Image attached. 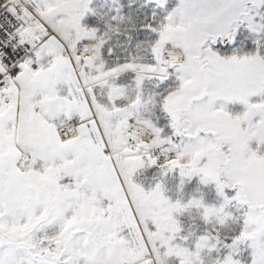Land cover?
I'll return each mask as SVG.
<instances>
[{
    "label": "snow or ice",
    "instance_id": "snow-or-ice-1",
    "mask_svg": "<svg viewBox=\"0 0 264 264\" xmlns=\"http://www.w3.org/2000/svg\"><path fill=\"white\" fill-rule=\"evenodd\" d=\"M0 264H264V0H0Z\"/></svg>",
    "mask_w": 264,
    "mask_h": 264
},
{
    "label": "rangeland",
    "instance_id": "rangeland-1",
    "mask_svg": "<svg viewBox=\"0 0 264 264\" xmlns=\"http://www.w3.org/2000/svg\"><path fill=\"white\" fill-rule=\"evenodd\" d=\"M167 181H168V186L170 188H174L177 184H179L180 180H181V177L177 172H174V173H170L169 174V177L166 178ZM197 184H198V181L196 179H193L191 182H189L187 185H186V190H185V199H188V198H191L192 195L195 194V189L197 187ZM145 188L147 190L148 186L145 185ZM204 191L205 190H208V189H203ZM213 193V192H211ZM166 195H169L170 198H175L173 193L172 192H168L166 193ZM214 198V196H213ZM182 221H183V218H182ZM185 227H187V224H185Z\"/></svg>",
    "mask_w": 264,
    "mask_h": 264
},
{
    "label": "trees",
    "instance_id": "trees-1",
    "mask_svg": "<svg viewBox=\"0 0 264 264\" xmlns=\"http://www.w3.org/2000/svg\"><path fill=\"white\" fill-rule=\"evenodd\" d=\"M205 192H206V200H207L208 202H212V200L214 199V198H213L214 194L211 193V191H209V190H205Z\"/></svg>",
    "mask_w": 264,
    "mask_h": 264
}]
</instances>
